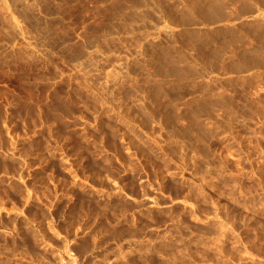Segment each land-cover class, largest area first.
<instances>
[{
	"label": "rangeland",
	"instance_id": "1",
	"mask_svg": "<svg viewBox=\"0 0 264 264\" xmlns=\"http://www.w3.org/2000/svg\"><path fill=\"white\" fill-rule=\"evenodd\" d=\"M0 264H264V0H0Z\"/></svg>",
	"mask_w": 264,
	"mask_h": 264
}]
</instances>
